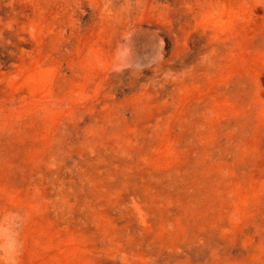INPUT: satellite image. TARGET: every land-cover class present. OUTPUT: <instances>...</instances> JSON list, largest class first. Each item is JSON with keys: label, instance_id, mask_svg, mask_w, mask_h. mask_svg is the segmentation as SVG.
Segmentation results:
<instances>
[{"label": "rangeland", "instance_id": "1", "mask_svg": "<svg viewBox=\"0 0 264 264\" xmlns=\"http://www.w3.org/2000/svg\"><path fill=\"white\" fill-rule=\"evenodd\" d=\"M0 264H264V0H0Z\"/></svg>", "mask_w": 264, "mask_h": 264}]
</instances>
